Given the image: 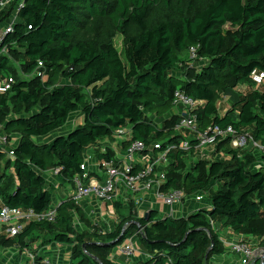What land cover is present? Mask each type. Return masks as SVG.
Listing matches in <instances>:
<instances>
[{
	"label": "trees",
	"instance_id": "1",
	"mask_svg": "<svg viewBox=\"0 0 264 264\" xmlns=\"http://www.w3.org/2000/svg\"><path fill=\"white\" fill-rule=\"evenodd\" d=\"M22 1L4 43L7 55L0 54V82L14 81L0 94V133L18 138L14 159L0 147V208L47 211L56 197L45 190L43 174L58 168L59 181H71L80 174L85 150L125 126L132 141L176 146L168 154L164 189L204 191L210 208L180 220H156L155 212L146 219L122 217L104 234L76 232L72 217H83V210L65 201L54 222L30 223L15 238L0 235V248L23 247L25 239L58 242L71 246L73 264H112L111 250L136 234L150 256L145 264H210L224 251L214 224L264 239V153L255 169L252 152L234 150L226 140L218 145L223 161L191 166L196 142L174 131L179 118L161 128L151 121L170 110L180 90L204 103L194 111L200 130L232 126L264 144V78L260 88L251 81L253 71L264 76V0ZM6 17L0 13V26ZM190 48L197 50L194 61L183 58ZM201 61V69L192 66ZM39 62L45 78H23ZM239 85L249 91L236 92ZM225 97L231 104L220 116ZM75 113L80 124L60 134ZM183 140L191 144L188 152L178 149Z\"/></svg>",
	"mask_w": 264,
	"mask_h": 264
},
{
	"label": "built area",
	"instance_id": "2",
	"mask_svg": "<svg viewBox=\"0 0 264 264\" xmlns=\"http://www.w3.org/2000/svg\"><path fill=\"white\" fill-rule=\"evenodd\" d=\"M23 6V1L14 3V0H0V13H7L0 26V54L7 55V48L4 45L7 37L13 33V28L18 21V13ZM188 58L194 61L197 58L196 48H190ZM201 63L198 62L192 66L199 70ZM46 75L44 66L41 62L30 75H25L23 78H39L44 79ZM263 74L253 71L251 73V81L254 86L262 85ZM12 78H6L0 82V94L10 91ZM172 106L181 107L183 113L179 115V121L175 126L177 131H187L192 135L196 145L194 150L197 151L198 156L204 159V148L217 146L219 143L228 140L230 147L234 150H250L256 152L258 156L264 153V144L254 140L249 134L238 133L232 126L225 128L218 125H209L204 130L198 127L197 117L194 111L198 108V102L188 97L184 92L176 90L172 99ZM132 130L129 127H122L114 130L113 136L120 140H126L128 143L122 156L114 161L113 158L105 159L100 163L102 170V180L99 183H86L89 178V170L85 162L80 165V174L75 178L76 190L67 193V196L59 190L53 191L54 194L61 192L68 201L78 203L81 199L93 197L100 202L114 203L123 202L126 193H139L142 191H153L156 197L168 208V219H176V209L184 205L187 201H193L197 204L203 203L206 199V192L201 191L196 194L187 195L183 190H172L164 192L162 188L167 183V173L171 162L168 154L174 151L177 147L167 145L162 147L160 143L154 142L151 144H144L141 141H132ZM17 137L8 136L0 133V147L10 159H14L13 148L15 146ZM178 149L188 152L191 149V144L188 140H183L178 145ZM142 161V165L138 166L137 162ZM60 169L53 171L54 176H58ZM124 195V197L122 196ZM57 197V196H56ZM57 207H51L44 212H36L32 209L9 208L2 206L0 208V227L9 238H15L20 235L25 227L30 223H52L56 217ZM137 235L133 238L126 239L116 246L117 252L127 258L132 259L137 252L135 240ZM225 249L231 254L238 256L239 264H253L261 256L257 253L250 243L239 240L238 238H231L222 240ZM30 259H34L33 254L27 255ZM43 264H49L48 260H44Z\"/></svg>",
	"mask_w": 264,
	"mask_h": 264
},
{
	"label": "crops",
	"instance_id": "3",
	"mask_svg": "<svg viewBox=\"0 0 264 264\" xmlns=\"http://www.w3.org/2000/svg\"><path fill=\"white\" fill-rule=\"evenodd\" d=\"M122 40V39H121ZM256 88V86H254ZM260 88V87H257ZM240 92V91H239ZM222 101V102H221ZM218 104L219 115L223 116L227 109L221 111V107L229 104V98L225 97ZM198 106L203 105V102L197 101ZM225 102L224 104L221 103ZM231 104V103H230ZM221 111V113H220ZM181 107L172 106L170 110L164 114V116L159 119L152 116V120L154 125L161 128L163 126L164 121L170 120L173 117H178L182 114ZM81 116L78 113H75L69 119L67 125L63 127L59 133L63 134L66 132L72 131L76 126L80 124ZM129 127L130 126H125ZM181 134L187 133L191 138L192 135L187 131H177ZM13 137H17V135H11ZM193 139V138H192ZM48 141V138L44 139ZM18 142L15 140V145ZM129 142L126 140H120L112 136L103 138L98 140L95 144L88 147L83 154V162L88 167L89 170V178L86 183L92 181V183H99L102 180L101 176V168L100 163L109 158H113L114 161L118 160L122 154L124 153ZM219 145V144H218ZM207 147L204 148V159H201L198 156V152L196 151L195 156L188 161L189 165L193 166L194 161H208V162H216L223 161L225 158L224 153L219 149V146ZM252 152V151H250ZM254 157L256 158V162L254 165L255 169H258L261 166V162L259 160V156L256 152H252ZM138 166L142 165V161L137 162ZM58 169V168H56ZM55 170V169H54ZM47 172L43 174V178L45 179V190L49 192H53L56 190L62 191L66 196L69 192H74L76 190V182L75 178H78V174L69 182L61 183L58 179V176H54L53 171ZM162 188L164 192H168V190ZM61 192V196L59 194H54L56 199L53 200L51 207H59L65 201H68V197L63 195ZM124 197V195H122ZM93 197L83 198L77 204L83 210V217L73 216V228L76 232H98V233H110L115 227L120 223L122 217H131L132 219H140L147 218L149 213L155 212L157 215L156 220H165L167 219L168 208L156 197L155 192L153 191H142L139 193H126L125 200L126 204L123 202H114V203H104L97 201L96 199H92ZM204 203H206L205 209L208 210L210 208V201L208 197L203 201V203H195L193 201H187L184 205L178 207L175 212V218L172 220H180L188 218L192 213L201 210V208L197 209V206L201 207ZM3 206V205H2ZM1 206V207H2ZM49 207V208H51ZM88 223V224H87ZM214 228L217 231L219 239L227 240L231 238H243L242 236H238L233 234L230 230L221 228L219 224H214ZM0 235H5L4 230L0 227ZM135 234H133L130 238H133ZM8 237V236H7ZM129 239V238H128ZM246 241L252 244V248L258 252L257 256H261L260 260L264 262V246H259L263 242L264 239L260 241L257 238H245ZM28 245H13L11 247L0 248V264H43L44 260H48L49 264H73L72 262V251L71 246L68 244H62L58 242H51L48 244H41L40 241L30 242L28 240H24ZM125 241V240H124ZM137 246L136 255L132 259H127L121 256L116 247L111 250L110 255L108 257L109 261L112 264H145L150 260V256L146 253L138 238L135 240ZM35 244L36 248L32 249L31 245ZM222 254L216 255L212 257L210 260V264H239L238 256L231 254L228 250L225 249ZM33 254L34 259H30L27 255Z\"/></svg>",
	"mask_w": 264,
	"mask_h": 264
},
{
	"label": "rangeland",
	"instance_id": "4",
	"mask_svg": "<svg viewBox=\"0 0 264 264\" xmlns=\"http://www.w3.org/2000/svg\"><path fill=\"white\" fill-rule=\"evenodd\" d=\"M122 38H121V36H117L116 38H115V40H114V44H115V46H116V49L119 51V53H121L122 52V40H121ZM187 54H185L184 56H183V58L185 59V58H187ZM178 77H180V74L179 75H177ZM264 88V87H263ZM238 91H240V93L241 94H246L249 90H248V87L247 86H245V85H239L238 86V88L236 89V92H238ZM222 102V101H221ZM225 102H223V103H221V106H222V104H224ZM229 107H230V101H229V104H228V106H226V105H224V106H222L221 107V111L222 110H224V109H229ZM221 111H220V113H221ZM218 187H219V184H215L213 187H212V190L213 191H216L217 189H218ZM205 207H206V203H204L201 207H199V206H197V209H199V208H201V209H205ZM245 238H247V237H243V238H238L239 240H242V241H244V242H246V239ZM252 245V244H251ZM259 246H264L263 245V242L261 243V245H259ZM31 248L32 249H35L36 248V246H35V244H32L31 245Z\"/></svg>",
	"mask_w": 264,
	"mask_h": 264
}]
</instances>
